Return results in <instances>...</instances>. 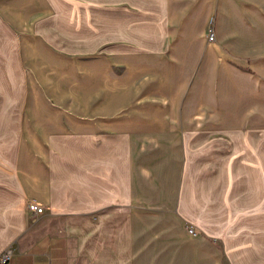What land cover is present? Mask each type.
Returning <instances> with one entry per match:
<instances>
[{"label": "crops", "instance_id": "0c3cea01", "mask_svg": "<svg viewBox=\"0 0 264 264\" xmlns=\"http://www.w3.org/2000/svg\"><path fill=\"white\" fill-rule=\"evenodd\" d=\"M1 31L9 264H264V0H0Z\"/></svg>", "mask_w": 264, "mask_h": 264}, {"label": "rangeland", "instance_id": "374dc122", "mask_svg": "<svg viewBox=\"0 0 264 264\" xmlns=\"http://www.w3.org/2000/svg\"><path fill=\"white\" fill-rule=\"evenodd\" d=\"M211 30L213 31L212 24H210L208 28V33ZM0 35L1 38L6 40L8 39V35L2 33V31ZM206 41H207V36H206ZM14 89L15 88L12 87L10 91V88L7 87L6 80L1 76L0 78V182L7 183L9 187H12L14 182L10 167V161L13 154L14 139L16 134L15 122L19 114V109L17 108L12 109L10 102L12 103L18 102L21 96L17 91H14ZM8 107H10V109Z\"/></svg>", "mask_w": 264, "mask_h": 264}, {"label": "built area", "instance_id": "2783aa9c", "mask_svg": "<svg viewBox=\"0 0 264 264\" xmlns=\"http://www.w3.org/2000/svg\"><path fill=\"white\" fill-rule=\"evenodd\" d=\"M215 41V36L213 31H209L207 35V43H213ZM27 211L29 215L33 218H38L45 213V208L42 205L37 204L34 201H31L27 204ZM190 234H194V231L192 229H189ZM13 250L8 248L5 251H3L0 255V264H9L10 261L13 258Z\"/></svg>", "mask_w": 264, "mask_h": 264}]
</instances>
